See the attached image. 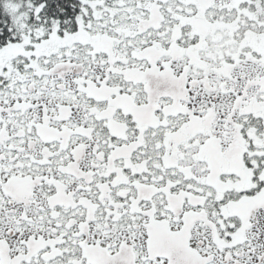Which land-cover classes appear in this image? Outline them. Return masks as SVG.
I'll return each instance as SVG.
<instances>
[{
	"label": "snow or ice",
	"instance_id": "obj_1",
	"mask_svg": "<svg viewBox=\"0 0 264 264\" xmlns=\"http://www.w3.org/2000/svg\"><path fill=\"white\" fill-rule=\"evenodd\" d=\"M0 264H264V0H0Z\"/></svg>",
	"mask_w": 264,
	"mask_h": 264
}]
</instances>
